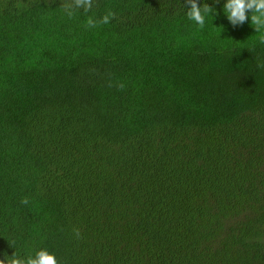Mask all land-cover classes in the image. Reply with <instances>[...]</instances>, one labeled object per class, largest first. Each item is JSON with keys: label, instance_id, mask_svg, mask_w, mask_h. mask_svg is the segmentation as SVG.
<instances>
[{"label": "trees", "instance_id": "trees-1", "mask_svg": "<svg viewBox=\"0 0 264 264\" xmlns=\"http://www.w3.org/2000/svg\"><path fill=\"white\" fill-rule=\"evenodd\" d=\"M226 2L0 0V259L264 264V45Z\"/></svg>", "mask_w": 264, "mask_h": 264}, {"label": "clouds", "instance_id": "clouds-1", "mask_svg": "<svg viewBox=\"0 0 264 264\" xmlns=\"http://www.w3.org/2000/svg\"><path fill=\"white\" fill-rule=\"evenodd\" d=\"M94 4L95 0H62L60 8L65 15L72 18L77 10L82 9L85 13L90 12ZM185 4L187 6L186 15L188 19L198 25L200 29H203L206 15L212 14L214 8L210 7L207 3L201 7L198 0H185ZM223 11L233 27L242 26L249 18L248 13L251 12V25L259 34V43L264 45V0H227L223 6ZM114 18L115 13L111 11L98 20L89 16L86 27L94 28L98 25L108 24ZM257 67L264 68V63H258ZM21 203L28 205L30 201L25 197L21 200ZM73 234L76 239L81 237L78 228L73 229ZM0 264H59V261L54 253L41 248L34 250V252L26 256L18 255L15 251L11 256L0 259Z\"/></svg>", "mask_w": 264, "mask_h": 264}]
</instances>
